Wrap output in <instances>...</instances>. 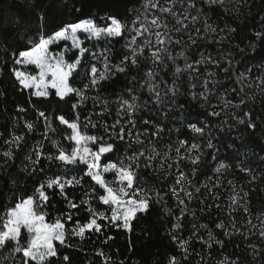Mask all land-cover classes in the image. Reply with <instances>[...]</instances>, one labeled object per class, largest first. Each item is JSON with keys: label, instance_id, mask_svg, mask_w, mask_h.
<instances>
[{"label": "trees", "instance_id": "obj_1", "mask_svg": "<svg viewBox=\"0 0 264 264\" xmlns=\"http://www.w3.org/2000/svg\"><path fill=\"white\" fill-rule=\"evenodd\" d=\"M158 3L176 15L145 10V0H0V212L13 206L18 197L31 195L48 177L83 176L85 165L64 166L48 158L58 154L52 141L68 151L74 146L65 139L70 129L60 124L57 116L74 120L78 112L81 126L86 117L111 125L118 118L119 102L136 97L138 111L131 118L136 121L134 131L145 133L141 136L144 145L132 143L127 148L129 141H116V151L103 156L101 162L117 161L147 148L149 140L161 154L152 161V167L137 172V185L148 192L150 199L147 209L137 212L130 221V230L99 220L103 226L99 233L86 232L81 239L69 232L65 245L57 242L58 258L51 264H170L173 257L176 264H264V0ZM106 16H114L129 27L137 16L141 21L159 17L161 28L153 30L166 32L173 42L165 45L168 52L160 54V61L152 58L154 49L145 48L143 55L137 56V66L128 62L125 72H116L89 89L85 93L88 98L75 112L71 107L79 100L75 95L61 100L50 90L47 98L36 97L33 89L22 88L13 69L35 73V66L15 63L19 52L31 47L29 40L36 42L41 32L49 36L66 24L86 19L105 25L107 21L102 18ZM132 34L125 32L110 41L86 40L84 46L94 52L109 48V59L119 64L124 55L131 54L124 45L125 37ZM66 44L70 47L65 41L53 44L50 51L59 53ZM180 52L184 55L179 56ZM169 54L173 59H168ZM75 56V52H68L66 59ZM84 59L90 61V56ZM186 63L192 68H185ZM176 67L181 72L176 73ZM149 71L153 73L151 79ZM86 82L79 76L71 81L75 87ZM40 111L48 117L50 127L38 116ZM102 111L104 114L98 115ZM26 123L34 125L32 131ZM191 124L203 132H194ZM87 131L90 135L104 134L99 124ZM14 135L24 137L19 148L5 143ZM179 141L187 143L177 156ZM209 142L213 147H207ZM193 143L199 148L188 151ZM9 147L13 151L11 159L2 155ZM165 152L171 159L163 158ZM197 156L199 161L193 164L189 157ZM140 163L143 165L144 160ZM161 163L163 169L159 168ZM221 164L225 167L216 172ZM181 171L190 184L175 183ZM113 177L112 173L105 174L107 180ZM93 184L84 177L80 185L65 188L68 199L80 204L72 210L58 189L47 190L49 202L44 210L48 220L72 211L73 219L66 229L70 230L77 220L87 222L88 206L81 204L86 199L97 212L110 216L109 207L97 198L103 191L97 186V192L91 193ZM173 186L177 190L183 187L191 197L180 192L184 200L180 204L170 191ZM177 223L181 226L174 228ZM221 223L223 228H218ZM183 242L187 243L181 247ZM13 247L10 242L0 248V264H21V254ZM65 255L69 257L67 262L63 260Z\"/></svg>", "mask_w": 264, "mask_h": 264}, {"label": "snow or ice", "instance_id": "obj_2", "mask_svg": "<svg viewBox=\"0 0 264 264\" xmlns=\"http://www.w3.org/2000/svg\"><path fill=\"white\" fill-rule=\"evenodd\" d=\"M205 2L223 4L224 0H205ZM144 7L145 10L153 8L158 9L161 13L171 12L173 16L176 15L171 11V8L161 7L158 0H145ZM102 19L107 21L105 25H97L95 20L86 19L66 24L49 36H45L41 32L36 42L29 40L28 43L31 47L20 51L19 57L21 59H16L15 63L22 64L25 67L35 66V73L21 71L17 68L13 69L14 75L22 88L33 89V95L36 97L47 98L50 90H54L55 95L61 100L75 95L79 98L77 103L71 105L75 112L78 105L88 98L85 93L89 89L96 88L102 81H106L116 72H125V65L128 62L133 66H137V56L143 55L145 48L154 49L151 52V56L154 61H160V54L168 52V48L165 45L173 42L166 32L153 30L161 28L159 17L154 16L151 20L145 17L144 21H141L140 17L137 16L131 22V27L114 16H106ZM177 23H180V21L177 20ZM163 27L167 28V24H164ZM212 30L215 31V29ZM125 32L133 33L130 37H125L124 45L125 48L130 50L131 54L124 55L119 64H113L109 59V48L94 52L84 46L86 40L110 41L112 38L124 36ZM81 35H83L84 39H81ZM256 35L259 36L260 33H256ZM138 38H143L142 43H137ZM61 41H70V47L66 44L64 50L59 53L50 51V45L58 44ZM175 43H179V41H175ZM68 52H75V59H66ZM178 55L183 56L184 53L180 52ZM85 56H90V61L86 62ZM168 59H173L171 54L168 55ZM196 63H200V61H196ZM98 64L101 66L98 67ZM185 68H192V64L186 63ZM175 71L176 73L181 72L180 67H176ZM77 76L81 80H87L82 87H75L71 83ZM147 76L151 79L153 73L149 71ZM242 76L243 73L238 79L242 78ZM146 83L149 90H153L154 86L148 81ZM136 111H138L136 97H132L131 101L122 99L119 102V108L116 113L118 118L111 125L106 122H94L90 117H86L83 126H81L78 112L75 113L74 120H68L63 115L56 117L60 124L70 129L71 134L67 135L65 139L74 142V146L68 151L60 147L57 141H52L53 145L58 149V154L48 158L50 160H58L64 166L85 165L84 174L79 178L76 176L67 178L59 175L48 177L35 187L31 195L18 197L13 206L6 207L0 212V248L11 242L14 245L13 251L21 254V264H51L53 258H58L57 242L59 245H65L69 232L71 235L84 239L86 232H101L103 226L98 222L99 220H105L112 226L130 230V221L135 218L137 212L147 209L150 199L148 192L137 185V172L142 167H152V161L161 154L152 146L149 140L147 148L142 147L137 151H133L131 155L125 154L123 158L117 161L102 163L101 158L116 151V141H129L126 145L127 148H131L132 143L144 145L145 141L141 139V136L145 135V133L134 131L136 121L131 117ZM103 114L104 112L102 111L98 115ZM214 114L218 115V113ZM125 115L128 119H124ZM38 116L44 118L48 127L51 126L44 112H38ZM122 119L124 120L123 123L121 122ZM240 122L243 123V120ZM98 124L103 129L104 134L99 136L88 134V128H96ZM249 126L255 127V125L251 124ZM26 127L29 131H32L34 125L26 123ZM190 127L196 133L203 132V129L195 124H191ZM82 128L83 130H81ZM157 134L154 133L153 135ZM23 139L22 135H14L11 141H5V143L15 144L19 148V143ZM178 143L180 147L175 149L177 156L180 154L181 147L187 142L179 141ZM92 145H95V147H92ZM207 147H213L211 142L207 144ZM196 148H199V145L193 143L188 151ZM146 152L148 155L145 154ZM2 155L11 159L13 157L12 148L9 147L8 150L3 151ZM163 158L165 160L171 159L168 152L163 154ZM142 159L144 160L143 165L140 163ZM189 159L192 160L193 164L199 161L198 156L195 158L189 157ZM168 167L171 168L172 165L169 164ZM224 167L225 165L221 164L216 169V172H220ZM159 168L163 169L164 164L161 163ZM108 173H113L114 179H105V174ZM84 177H89L90 181L94 182L91 189L92 194L97 192V186L103 191L104 194L99 195L97 198L100 203L109 207L110 216L102 211L97 212L91 207L90 200L86 199L81 201V204L88 206L86 209L89 213L87 222L82 224L77 220L70 230L66 229V224L73 219L72 211L61 213L54 220L49 221L47 218L48 213L44 210L49 202L47 190L58 189L59 193L67 201V207L70 210L78 209L80 204L68 199L65 188L80 185ZM185 181L189 184L191 183L187 175L181 171L176 176L175 183L182 185ZM170 191L172 195L177 197L180 204H184V200L180 198V192H184V195L191 197V193L187 192L183 187L177 190L173 186ZM156 195L159 196V193H156ZM231 199L233 203L236 202L235 196ZM244 211L247 212L248 208L245 207ZM180 226L179 223L173 225L174 228H179ZM217 227L223 228V224H218ZM261 236H264V231L261 232ZM186 243L183 242L181 247H184ZM99 255L102 256L103 253L100 252ZM63 260L67 262L69 257L65 255ZM170 264H176L175 257L171 259Z\"/></svg>", "mask_w": 264, "mask_h": 264}, {"label": "rangeland", "instance_id": "obj_3", "mask_svg": "<svg viewBox=\"0 0 264 264\" xmlns=\"http://www.w3.org/2000/svg\"><path fill=\"white\" fill-rule=\"evenodd\" d=\"M83 38V35H81V39ZM70 45H71V42L69 41L68 42ZM51 46V45H50ZM20 59V58H19ZM22 65V64H21ZM113 174V173H112ZM113 179H114V177H113ZM118 223H120V222H118Z\"/></svg>", "mask_w": 264, "mask_h": 264}, {"label": "crops", "instance_id": "obj_4", "mask_svg": "<svg viewBox=\"0 0 264 264\" xmlns=\"http://www.w3.org/2000/svg\"><path fill=\"white\" fill-rule=\"evenodd\" d=\"M21 59V58H20Z\"/></svg>", "mask_w": 264, "mask_h": 264}]
</instances>
